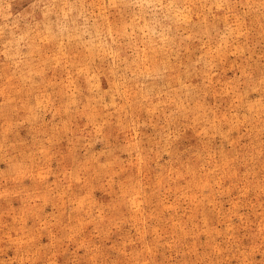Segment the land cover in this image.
<instances>
[{
	"label": "rangeland",
	"instance_id": "1",
	"mask_svg": "<svg viewBox=\"0 0 264 264\" xmlns=\"http://www.w3.org/2000/svg\"><path fill=\"white\" fill-rule=\"evenodd\" d=\"M0 264H264V0H0Z\"/></svg>",
	"mask_w": 264,
	"mask_h": 264
}]
</instances>
